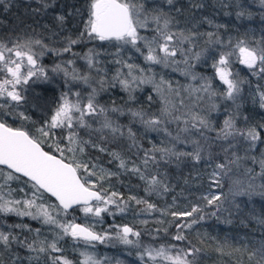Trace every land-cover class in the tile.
Masks as SVG:
<instances>
[{
	"label": "trees",
	"instance_id": "trees-1",
	"mask_svg": "<svg viewBox=\"0 0 264 264\" xmlns=\"http://www.w3.org/2000/svg\"><path fill=\"white\" fill-rule=\"evenodd\" d=\"M132 2L138 6L144 5L142 16L147 17L149 25H152L151 17L157 11H163L172 18L169 31L173 33L182 31L184 35L196 34L191 43L185 42L178 47L185 50L192 49V52L187 53L188 62L185 63L183 60L184 65L189 66L192 60L199 62V64L190 63L191 70L204 77L215 75L213 64L219 59L220 53L233 51L232 46L238 41H245L249 47H259L260 42L264 40V5L260 2L247 0H172V4L167 0H132ZM43 3H47L49 7L45 9ZM88 3L89 0H0V43L11 47L17 38L20 40L31 38L41 40L45 46L42 48L34 45L32 49L34 52H36L35 48L49 49L42 57L37 55L43 68L46 67L47 79L43 86L39 83L32 85L34 90L28 87L26 93L29 91L32 93H27L28 95L43 93L53 100L57 87L61 90L64 88L66 81L63 78L67 61H75L83 55L98 51L96 47L99 39H89L86 32L81 37L88 19ZM197 4L202 6L194 7ZM240 12L244 15L238 17L237 13ZM58 15L65 16L63 23L56 19ZM144 31L154 33L149 28ZM208 33L213 34L211 37L213 43H209ZM69 39L78 42L69 45ZM217 40L219 43L215 42ZM65 48L70 50L65 52L63 51ZM199 51L204 52L199 60L191 59L195 52ZM100 54L105 56L107 52ZM176 56L181 59L185 57L179 52ZM57 65H60L61 70L53 71ZM259 67V65L256 67L257 74H253L252 70L239 63L235 55L231 56L228 68L233 75L230 78L239 82V92L232 99L223 100L222 97L214 104L211 101L212 96H207L208 92H206L204 101H199L205 107L196 109L186 107V102L189 106L190 96L183 95L181 104L175 103L174 106L165 107L169 109L170 115H173L170 116L172 120L170 122L164 118L165 111H161L162 97L156 102L153 93L147 94L142 90L143 94L135 95L133 107L126 108L127 103L123 106L117 96L110 97V93H100V86H97L95 87L99 92L97 102L102 104L101 108L105 111L99 112V107L95 114L85 116L84 126L74 123L71 129H54L52 138L48 139L43 147L46 151L57 155L59 153L55 151L54 141L59 142L61 148H74L75 152L65 151L64 155L87 164L89 172L95 173L90 177L96 184L95 189L108 196L113 192L117 193L114 199L119 204L127 205L129 208L136 205L137 209L144 204L153 205L151 214H156L158 224L165 226L169 234L177 235L179 232L185 237L184 240H175L172 244H177L178 249H183L185 252L189 248L195 250L188 256L193 264H255V259L249 260V253L259 246L264 235V226H260L251 218L249 210L251 209L257 216L264 214V198L253 197L242 212L234 210L229 212L220 211L215 205H208L205 197H208L212 184L208 178L210 171L214 169L216 163L224 162L225 153L222 149L228 148L230 144L233 145L232 151L244 159L241 160L239 168L233 165V174L223 176V181L219 184L224 209L231 207L224 203V200L230 199L229 188L232 181L241 179L246 182L247 176L244 173L248 168L253 169V175L260 172L259 164H254L251 157L255 156L257 160L261 158L264 143L257 141V146L251 148L239 135L235 138L229 137L227 140L218 136L225 120L228 119L233 120L237 129L244 131L264 125V108L261 107L260 97L264 92V74L259 73ZM4 78V75L0 74V80ZM66 85L68 88L72 84L66 83ZM210 90H212L210 94L214 92L212 87ZM221 92L223 93L224 90L221 89ZM158 96L162 95L158 94ZM1 100L0 97V105L4 101ZM32 101L36 102L33 99ZM110 105L111 108H106ZM11 107H2V113L6 112V116L4 117L0 111V120L9 126L22 128L34 136H39L37 129L46 120L35 115L30 105L20 106L21 113L28 119L18 117ZM177 111L182 112L180 117L189 116L187 121L174 120L173 117L177 119L179 117L175 114ZM153 114L159 121L155 126L145 123L150 121ZM194 115L204 119L208 126L200 125L196 128L194 121L189 120ZM106 122L109 127L104 126ZM171 133L184 138L190 147L179 148L176 145L174 149ZM261 133V138L264 140V130H261ZM69 134H72L76 141L71 145L67 139ZM81 148L83 151H80ZM197 148L202 149L200 161L194 160L192 156H181L178 159L158 151L169 149L178 153L195 154ZM146 154L147 163H145ZM210 156L212 159L209 163ZM217 156H219L218 160ZM121 161L124 162L123 167ZM79 174L82 177L87 175L83 169ZM152 176H156L160 181L154 187L150 184ZM21 179L27 181L26 178ZM261 182L257 177L256 183ZM44 195L46 199L52 200L47 194ZM246 200L247 198H237V202ZM52 201L57 204L54 199ZM193 206L202 208L203 212L193 214L191 217L172 215L173 212H191ZM76 208L78 206L70 209L67 214ZM213 212L217 215H212ZM201 214L205 217L203 220L199 219ZM193 219L197 223L192 224L191 227H184L185 224H191ZM103 220L107 223L106 219ZM68 221L81 222V218L72 215ZM124 221L129 222L130 219H120L114 215L111 223L113 226ZM177 224L180 225L179 229ZM26 225L30 226L25 222L19 223V227ZM14 234L21 239L30 236L23 233L22 229L15 230ZM75 241L70 235L60 238L56 242L60 251L56 253L68 258L72 264H81L77 252L73 251ZM52 261L50 257L36 253L33 248L29 249L21 243L10 242L9 248L0 252V264H52Z\"/></svg>",
	"mask_w": 264,
	"mask_h": 264
},
{
	"label": "snow or ice",
	"instance_id": "snow-or-ice-1",
	"mask_svg": "<svg viewBox=\"0 0 264 264\" xmlns=\"http://www.w3.org/2000/svg\"><path fill=\"white\" fill-rule=\"evenodd\" d=\"M169 4H172V0H167ZM260 3L264 5V0H260ZM202 5H194V7H201ZM43 7L46 9L49 7L47 3H43ZM179 11V10H177ZM144 5H137L132 2V0H89L88 3V19L85 22L84 32L81 33V37L84 36L86 32L89 39H99L101 41L115 39L117 41H123L125 44L131 43L136 47L137 42L145 40L148 46V55L145 57L147 61L153 63H167L170 58H173L179 52L185 55V63L188 62L189 57L188 52H192V49H183L178 47L180 44L185 42L191 43L195 37V33H189V35H184V33L178 32L173 33L169 31L172 26V18L163 11H157L155 15L151 17L155 21L157 27V36L153 37L151 41H147L145 37L138 34V27H144L145 25L140 21L139 17L143 15ZM238 17L244 15L243 12L237 13ZM250 15V14H249ZM61 23L64 22L65 16L58 15L56 17ZM147 19V17H146ZM211 23V21H209ZM212 33H208L209 43H213L211 37ZM77 40L69 39V45L77 43ZM219 43V41H215ZM156 44L157 47H152ZM34 45H39L42 48L45 47L42 41L39 39L33 40L31 38L20 40L8 47L5 43H0V74L4 75V79L0 80V97H7L10 101H15L19 104L24 97L21 95L20 91L17 90L18 86L22 84H28L32 77H43L47 79L45 74V69L40 67L37 63V54L32 50ZM176 45V46H174ZM259 47H249L246 42L240 40L236 45L232 46L233 51L231 52H221L219 59L214 62L213 67L215 68L216 75L219 80L227 86V97L233 98V96L239 92V82L230 79L233 75L232 72L228 70L230 63V57L235 55L239 63L247 66L256 73V67L259 65V73L264 74V40L260 42ZM70 48H65L63 51H69ZM137 51L140 49L137 47ZM157 53H163V56ZM204 54L203 51L195 52L191 59L199 60V58ZM43 55V51L40 53ZM69 64L72 61H68ZM88 63L91 65L93 60L91 57L88 58ZM130 69L129 75H131V69L133 65H127ZM27 68V74L22 71V69ZM60 65H57L53 71H59ZM68 72L65 70V76ZM119 75V73L117 74ZM83 79L85 83L88 81V77H78L73 74V79ZM196 77L193 76V79ZM136 77L132 76V81H136ZM144 81L141 80V83ZM120 84L125 88L130 86L129 81L121 80ZM211 85L205 84L203 86V91H210ZM87 97V104H82L80 100V93L69 92L62 94L61 102L58 107L54 110L49 121H46L40 128L37 129L39 136L32 135L29 131L22 128H13L7 123L0 121V178L3 179V183H0V212H17L18 215H33L32 212H20L17 208L12 207L13 204L23 203L27 208L37 207V214L33 218H38L43 216L45 223L56 224L55 218L50 214L48 207L43 205H37L36 200L42 197L45 193L50 194L52 197L58 201V204L51 205L50 207L57 209V214L59 211L67 213L74 206H80L81 211L87 215H93L99 217L102 212L108 211V205L116 204L114 199L117 193L113 192L110 196L106 195L101 191H94L96 184L91 181L90 177L95 175L94 172H89V166L84 163L77 162L75 158L69 159L64 155L65 151L75 152L74 148H61L59 142L56 143L55 151L59 153V156L53 154L50 151H45L43 145L48 139L52 138L53 130L57 128L67 127L71 129L74 123H79L81 126L85 125V115L95 114L97 112V106L94 103V93ZM75 95L77 97L76 101L73 102L69 97ZM261 97V107L264 108V92L260 94ZM3 105H0L2 108ZM115 111V109H113ZM105 109L99 108V112H104ZM75 113H79L77 117ZM134 115H139L134 113ZM22 119H28L23 113L20 114ZM195 120L196 117H193ZM145 123L155 126L159 123L158 120H150ZM199 124L207 127L208 124L204 119L199 120ZM105 127L110 125L106 122ZM261 130H264V125H258L255 127L248 128L247 131L239 130L236 128L233 120H225L224 126L218 133L219 137L227 140L229 137L235 138L239 135L243 140H245L251 148L257 146V141L264 143L261 138ZM115 131V129H114ZM69 145L75 143V137L69 134L67 137ZM233 145H229L228 148L222 149L225 153L224 162H218L211 173L213 178L219 176H231L233 174L232 166L239 168L242 157L238 156L232 151ZM80 151H83L81 148ZM162 153L168 154L170 156H175L178 159L181 156H192L196 161L202 159V149L197 148L195 154L192 153H178L171 151L169 149L158 150ZM147 154L145 156V163H147ZM212 157H209V163ZM219 159V156L216 157ZM252 162L258 163L260 167V172L253 175V169L248 168L245 170V175L247 176V181L241 179H235L229 188L230 199H225L224 203L229 204L231 207L224 209L221 195H212L211 198L205 197L208 205H215L218 210H227L232 212H242L245 207H247L248 202L252 201L253 197L264 198V151L261 152V158L257 160L255 156L251 157ZM124 166V162L121 161V167ZM94 167V166H93ZM5 169L8 171L5 172ZM83 169L86 176L82 177L79 173ZM19 174V175H17ZM27 178V183L30 184L32 189V199H26L24 201L18 200H7L5 195H11L12 190L10 189L7 193L4 192L5 186L8 181L20 180L21 178ZM259 177L261 183H256V179ZM143 178V177H142ZM160 181L156 176H152L150 184L154 187L158 185ZM214 183H219L218 180H214ZM23 191V189H21ZM237 198H247L244 202H237ZM93 202L97 204H103L104 207L93 206ZM139 203V201H138ZM119 208V205H117ZM154 206L149 204L148 209H152ZM123 211V208H119ZM202 208L198 206H193L191 212H173V217H191L193 214L202 213ZM251 218L255 219L260 226H264V214L255 215V213L249 210ZM212 215H217L213 212ZM205 217L203 214L200 215L199 219L203 220ZM230 222V221H229ZM197 223L195 219L191 221V224H185L184 227H191L192 224ZM62 229L64 235H70L73 240H83L88 244L93 241L103 242L107 237L105 235H99L93 232L90 228L82 226L81 224L75 223L73 221H68L67 223H61L58 225ZM177 228L180 225L177 224ZM139 236L140 233L133 232L132 228L127 225L122 226L118 231V238L124 244H132L133 241L129 239V236ZM15 239V237H12ZM173 239L180 241L184 240L185 237L178 234L173 237ZM0 242L5 245L9 243V237L4 233H0ZM29 249H32L33 245H28ZM53 251H60L54 241L50 245ZM40 251H45L41 248ZM170 249L162 246L160 249H146L145 255L151 260H155L156 257H162L164 260L168 261L169 264H193L192 261L188 259L189 255L194 253V249L189 248L185 252L183 249L177 251L175 256L169 254ZM153 253L155 255H153ZM83 259L81 264H100V261L95 260V258L86 253H81ZM255 259V264H264V235L259 242V246L254 248L252 252L249 253V260ZM52 264H72L71 261L66 258L57 257L53 259Z\"/></svg>",
	"mask_w": 264,
	"mask_h": 264
},
{
	"label": "rangeland",
	"instance_id": "rangeland-1",
	"mask_svg": "<svg viewBox=\"0 0 264 264\" xmlns=\"http://www.w3.org/2000/svg\"><path fill=\"white\" fill-rule=\"evenodd\" d=\"M247 1H256L257 3L260 2V0ZM139 19L145 26L138 27V34L142 37H145L147 41H151L153 37L157 36V25L155 21H152V25H149V22H147L146 18L142 15L139 17ZM146 28L153 30L154 33H145L144 30H146ZM137 47L140 49V51L136 50ZM152 47L155 48L157 45L153 44ZM41 49L42 48H35V53L41 57L49 51V49ZM96 50L98 51L94 52L93 54L83 55L79 59L72 61L71 64H69L67 61L65 67H67L66 70H68L70 73H68V75L63 78V80L66 81L64 83L63 90H61L59 87H57V90H55L53 100H51L48 96H45L43 93L39 95H37V92L34 95H28L27 93L32 94L30 91L26 93L28 87L34 90V86L32 85H37V83H39V85L43 86L44 84L45 79L43 77H32L28 84H22L17 88V90L20 91L21 95L24 97V99L19 104H17L15 101H10L7 97H1L2 100H4L2 105L5 108L12 106L11 108L14 110V114H16L18 117H21L20 114L22 112V108L20 106L30 105V107H32L34 110L33 113L35 115H37L39 118H42V120L47 121L48 119L50 120L54 110L61 102L62 94L69 92V90L71 93H80L81 103L87 104V97L90 94H93V89H95L94 103L97 108H101L102 106V104L97 102L99 95L98 90L95 88L97 86H100V93H110V97L117 96L120 98L118 100L123 103V106H125L127 103L128 107L126 108H132L135 95L137 94L138 96V93H141L142 90H144L147 92V94L153 93L155 99L154 101L156 102L160 97H162L161 101L163 100V103L160 105L161 111H165L164 118H167L170 122L172 121L170 116L172 117L173 115H170L169 109L165 107H169V105L174 106L175 103L181 104L183 95L184 97L190 96V98H188L190 101L189 106L186 102V107L195 109L205 107V105L199 103L200 100H202L200 102L204 101L206 92L203 91V86L205 84H210L214 91L211 94L210 91L212 90L208 91L207 93V96H212L211 101L213 104L216 101H219L222 97L223 100L229 99L227 97V86L219 80L218 76L216 75L215 68L214 76L204 77V75L197 74L191 70L190 65L196 63L194 60L190 62L191 64L189 63V66L184 65L183 60H185V57L181 59V57L178 58L175 56L170 58L167 63H153L151 61H147L145 57L148 55V46L145 40L138 41L136 47H134L131 43L125 44L123 41H117L115 39L105 41L99 40ZM42 51L43 55H40ZM104 52H107V55L102 56L100 53ZM157 54L163 56V53ZM89 57H91L93 60L91 65L88 63ZM37 63L43 68L38 59ZM196 64H199V62ZM127 65H133V68L131 69V75H129L130 69L127 67ZM44 69L46 73V67ZM22 71L25 73V75L27 74V68L22 69ZM118 73L119 75H117ZM73 74L78 77L87 76V83H85V81L80 78L73 79ZM132 76L137 78L135 82L132 81ZM193 76L196 78L193 79ZM121 80L129 81L130 86L125 88L120 84ZM141 80L144 82L141 83ZM66 83L72 85L67 88ZM221 89L224 90L223 93L221 92ZM158 94H161L162 96H158ZM69 98L73 102H75L77 99L75 95H71ZM32 99L36 100V102L39 101V103H37L39 105H37L36 102L33 103ZM111 107V105L106 106V108ZM2 109L3 108L0 110L1 114L5 117L6 112L2 113ZM175 114H177L179 117L178 119L173 117V119L179 120L180 122L182 120L187 121L189 118V116L187 118L180 117L182 115L181 111H177ZM75 115L78 117L79 113H75ZM87 115L89 114H86L85 116ZM193 117H196V119L194 120ZM193 117L189 120L194 121L193 123L197 128L200 126L199 120L201 117H197L196 115ZM154 119L156 120L155 115L153 114L150 120ZM46 121H43L40 125H43ZM65 128L67 127H64V129ZM170 136H172L174 141V149L176 145L179 146V148L190 147L188 141H186L184 138H180L177 136V134L171 133ZM56 143L57 141H54V147H56ZM7 171L8 170L5 169V172ZM212 171H210V175L208 176L209 182L212 183L211 189L208 192V198H211L212 195H220L221 185L219 189V184L222 183L224 178L223 176L213 178L211 175ZM214 180H218L219 183H214ZM3 182V179L0 178V183ZM10 189L12 190V194L5 195V199L7 200L24 201L26 199H32V189L27 181L22 179L8 181L4 192L7 193ZM21 189H23V191H21ZM116 202V204L108 205V211L102 212L101 215L97 217L93 215L86 216L81 211L80 206L74 209V211L71 213L67 214L63 211H59V214H57V209L50 207L51 205H55L54 201L46 199L45 195L39 197L36 200V204L48 207L50 214L56 220V224L45 223L43 216L33 218L37 214V207H32L29 209L23 203L18 205L13 204L12 207L17 208L18 211H30L33 215L21 216L18 215L17 212H0V233H4L9 237V243L7 245H5L3 242H0V247H2L0 252L7 249V247L9 248L10 242H13L14 244L21 243L26 247H28V245H33L32 248L36 253L50 257L52 260L57 257H62L56 253L57 251H53L50 245L54 241L57 242L60 238L67 236L64 235L62 229H60L58 225L61 223H67L70 216L76 215L81 218L80 223L94 229L99 235L103 236L107 234L108 237L103 242L93 241L91 244H88L83 240H76L73 244V251L77 252L80 263L83 259L81 253H86L93 256L95 260L100 261V264H169V262L164 260L162 257H156L155 260H151L144 253L146 249L158 250L164 246L170 249V255L175 256L177 251L180 250L178 249L177 244H172L175 241V239L172 237H175L176 235L167 233L166 227L158 224V218L156 214H151V209H148L147 205L144 204L142 205L144 207L141 206V208L137 209L136 205L132 208H129L127 205L119 204L118 201ZM117 205H119V208H123L124 210L120 211ZM93 206L104 207L102 203L97 204L96 202H93ZM142 209L147 211L144 212ZM114 215L120 217V219H130V221H124L112 226L111 222ZM103 218L107 220V223L104 222ZM23 222L30 224V226L26 225L19 227V223ZM124 225L132 228L133 232L140 233L138 237L132 235L129 236V239L133 241L132 244H124L118 238V231ZM17 229H22L23 233L29 234L30 236L27 237L28 239L26 237L25 239L15 237L16 235L14 233ZM12 237H15V239H12ZM41 248H44L45 251H40ZM153 255L155 254L153 253ZM66 259L69 260L68 258Z\"/></svg>",
	"mask_w": 264,
	"mask_h": 264
},
{
	"label": "water",
	"instance_id": "water-1",
	"mask_svg": "<svg viewBox=\"0 0 264 264\" xmlns=\"http://www.w3.org/2000/svg\"><path fill=\"white\" fill-rule=\"evenodd\" d=\"M45 150V149H44ZM46 151V150H45ZM57 156H59V155H57ZM2 167V166H1ZM17 175H19V174H17ZM27 179V178H26ZM94 191H98L97 189H93ZM45 194H47L48 196H50L51 198H52V200L54 199L55 200V198L54 197H52L50 194H48V193H45ZM56 201V200H55ZM57 202V204H58V201H56ZM74 207H76V206H74ZM75 223H78V224H81L82 226H85V227H87L86 225H84V224H82V223H80V222H75ZM89 228V227H88ZM91 229V228H90ZM92 230V229H91ZM93 231V230H92ZM93 232H95V231H93ZM95 233H97V232H95ZM98 234V233H97Z\"/></svg>",
	"mask_w": 264,
	"mask_h": 264
}]
</instances>
